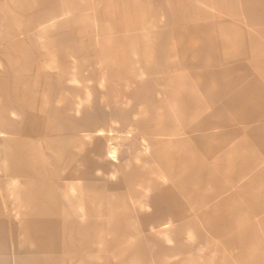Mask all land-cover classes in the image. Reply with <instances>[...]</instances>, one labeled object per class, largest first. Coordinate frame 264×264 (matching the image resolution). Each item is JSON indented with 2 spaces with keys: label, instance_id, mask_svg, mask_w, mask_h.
<instances>
[{
  "label": "rangeland",
  "instance_id": "rangeland-1",
  "mask_svg": "<svg viewBox=\"0 0 264 264\" xmlns=\"http://www.w3.org/2000/svg\"><path fill=\"white\" fill-rule=\"evenodd\" d=\"M0 264H264V0H0Z\"/></svg>",
  "mask_w": 264,
  "mask_h": 264
},
{
  "label": "clouds",
  "instance_id": "clouds-1",
  "mask_svg": "<svg viewBox=\"0 0 264 264\" xmlns=\"http://www.w3.org/2000/svg\"><path fill=\"white\" fill-rule=\"evenodd\" d=\"M108 155H109V158L112 159L113 161L117 159V152L115 150L110 152Z\"/></svg>",
  "mask_w": 264,
  "mask_h": 264
}]
</instances>
